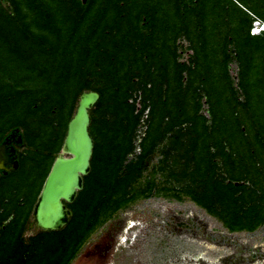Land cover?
Segmentation results:
<instances>
[{
  "label": "trees",
  "instance_id": "1",
  "mask_svg": "<svg viewBox=\"0 0 264 264\" xmlns=\"http://www.w3.org/2000/svg\"><path fill=\"white\" fill-rule=\"evenodd\" d=\"M242 12L230 14L221 0H0V124L6 125L0 143L21 128L30 146L19 156V169L0 176V235L10 225L19 228L7 236L11 240L17 235L18 244L4 264L42 255L62 256L61 264H70L98 225L138 197H152L154 190L159 194L154 177L160 172H168L175 190L231 231H252L264 224V31L251 36L254 13ZM225 14L228 23H237L227 35L222 29ZM221 35L223 70L231 44L242 67L239 86L247 97L246 118L231 98L226 71L223 101L213 102L209 92L212 80L221 81ZM183 36L197 48L188 66L178 62L177 39ZM195 64L205 71L204 83L212 86L206 90L212 115L216 118L217 108L222 114L211 130L193 107L192 78L184 82ZM90 91L100 95L89 128L95 147L84 189L69 205L73 216L62 230L41 233L26 245L22 220L32 214L77 101ZM16 112L23 119L9 124ZM146 123L141 152L126 163ZM97 125L119 141L105 153L107 133L93 134ZM205 144L209 161L197 162ZM159 152L163 159L151 179L141 183L146 163ZM29 163L45 166L28 177L23 173ZM48 237L56 238L53 242Z\"/></svg>",
  "mask_w": 264,
  "mask_h": 264
},
{
  "label": "rangeland",
  "instance_id": "2",
  "mask_svg": "<svg viewBox=\"0 0 264 264\" xmlns=\"http://www.w3.org/2000/svg\"><path fill=\"white\" fill-rule=\"evenodd\" d=\"M85 2L86 0H83V3ZM221 3L223 4V9L227 8L230 14L234 13L241 16L243 14L242 10L248 13H254V15L250 14L252 23L249 33L251 36L255 35L253 33L258 31V27L264 25V0H221ZM260 13V16L256 15ZM228 19L229 17L225 14V17L223 16L222 27L224 35H227L230 28L235 27L237 24L236 21L231 24L228 23ZM225 21L227 23L226 25ZM220 22L221 19L219 20V23ZM221 37L222 38L219 39L220 47L218 50L220 54L218 73L221 75V81L216 82L212 80L214 88L210 89L209 92L213 95V102L223 101V87H221V85H223V72L226 71V76L229 79L227 82L231 88V98L234 104L238 105V112L242 113L241 111H243L245 117V112L248 111L244 107L245 104L247 105V97L239 86L242 67L234 50L236 48L231 44L227 49L228 54H230V60L227 61L226 67L223 70V36L221 35ZM177 45L178 62L181 65L189 64L191 58L195 57L194 55L197 49L195 48V43L193 44L183 36L177 39ZM200 61H202L203 64L205 62L204 60ZM191 70L195 72L191 74L186 73L187 75L185 74L186 78L184 82L186 83L188 79L192 78V83L189 85V92L195 97L193 107L195 110H198L197 115L203 116L206 119V123L211 130L213 127V120L219 119L218 117H222V114L219 108H217L214 109V111L218 113L216 118L212 115L213 109L211 107L214 105L210 103L206 91L212 86H209L206 82L204 83L202 75L205 74V71L201 70V65L199 67L195 64L191 67ZM198 88L199 91L195 92ZM78 104L79 100L75 106L73 116L77 111ZM140 107L141 106L138 105V110ZM94 109L95 106L90 112ZM15 115L16 116L10 117L13 121L10 120L9 124L18 119H23V117L19 116L18 112H16ZM221 120H223V118ZM158 121L159 116H156L154 124ZM4 126L6 125L1 123L0 130H2L1 128ZM147 127V123L145 126H142L143 129L140 133V139L144 137V131L147 130ZM256 127L257 126L254 125V134H256L257 131ZM246 129L247 126H244L243 130ZM19 130L21 133H24L23 129L20 128ZM93 132L99 136L103 135V133L106 135L107 133L108 139L105 144L108 145L105 148L103 147L104 153L107 147L112 149L114 145L119 142L116 136H111V138H109L108 131L100 125H97V127L92 130V133ZM58 133L59 131L57 130L50 144L55 145L57 143L56 139L58 138L55 137V135ZM152 137L156 139V134L152 135ZM49 139L50 138L46 137L45 141L48 142ZM140 142V140H136L135 144L137 149L134 154L129 155L126 163L130 162L132 159L136 160L141 152L139 146ZM29 147L30 146L27 145L25 149H30ZM206 148L207 144L204 145V151L202 150L203 153H197V162L201 160H205L206 162L209 161V155L204 157V155L209 152ZM30 155L32 156V152ZM66 157H69V155H66ZM54 158L56 160V155ZM162 159L163 155L160 152L154 154L149 159V162L146 163L147 169L141 183H145L147 179H151L150 175L154 173L155 167H157L159 160ZM28 166V169H26L23 174L32 177L37 175L40 171H43L45 164L35 166V164L29 163ZM167 174L168 172L155 173L154 179L159 186V194H156L154 190L152 197H138L129 207L119 209L110 220L98 225L93 232L87 236L85 242L77 248L75 257H73L70 264H264V224L252 231H231L224 222L212 216L207 210L192 201L189 195L175 190L176 185L173 183L175 180L172 177H166ZM239 184L241 183H237V185ZM142 187H144V184L141 185V189ZM69 205L70 204H67L68 207ZM1 211H3V207H0V212ZM10 220L12 221V217L8 219V222ZM22 223H24L22 228V239L26 245L31 242L33 237L44 232H50L41 230L35 226L33 211L29 218L22 220ZM14 226L16 227V224H14ZM15 227H13V225L8 226L4 234L1 233L0 235L1 264L6 263L3 259L8 260L7 256L11 254L16 244H18L17 235L13 236L14 238L11 240L7 238L8 235H12L16 231L19 233L17 230L19 228ZM48 238L50 239L51 237ZM55 238L50 240L54 242ZM12 240L14 241L12 242ZM5 242H8L9 246ZM35 258H26L24 261L20 258L12 260L13 263L17 264H46L54 260L56 263L61 264L65 261L62 260V256L51 258L50 256L42 255L41 257L37 256Z\"/></svg>",
  "mask_w": 264,
  "mask_h": 264
},
{
  "label": "water",
  "instance_id": "3",
  "mask_svg": "<svg viewBox=\"0 0 264 264\" xmlns=\"http://www.w3.org/2000/svg\"><path fill=\"white\" fill-rule=\"evenodd\" d=\"M90 97L94 98L91 102ZM99 98L97 92L83 93L77 111L68 124L62 150L56 156L33 209L34 224L41 230L59 231L73 216L67 204L75 202L79 192L84 189V178L91 172L95 143L89 130L92 123L90 110ZM65 150L69 157H61Z\"/></svg>",
  "mask_w": 264,
  "mask_h": 264
},
{
  "label": "flooded vegetation",
  "instance_id": "4",
  "mask_svg": "<svg viewBox=\"0 0 264 264\" xmlns=\"http://www.w3.org/2000/svg\"><path fill=\"white\" fill-rule=\"evenodd\" d=\"M26 146L23 133L19 129L16 128L6 134L4 140L0 143V150L3 148V156L0 159V176H8L19 169V156ZM58 154L55 155L57 156ZM16 164L18 166L17 169Z\"/></svg>",
  "mask_w": 264,
  "mask_h": 264
},
{
  "label": "bare ground",
  "instance_id": "5",
  "mask_svg": "<svg viewBox=\"0 0 264 264\" xmlns=\"http://www.w3.org/2000/svg\"><path fill=\"white\" fill-rule=\"evenodd\" d=\"M255 33H258V31H255ZM89 99V102H91L92 100H94V98H88ZM2 150H3V148L0 150L1 151V154H0V159L2 158ZM64 153H65V155H64ZM64 153H62V154H60L61 155V157H66V154H67V151L65 150V152ZM63 155V156H62ZM36 226V225H35ZM40 228V227H39ZM39 230V229H38Z\"/></svg>",
  "mask_w": 264,
  "mask_h": 264
},
{
  "label": "built area",
  "instance_id": "6",
  "mask_svg": "<svg viewBox=\"0 0 264 264\" xmlns=\"http://www.w3.org/2000/svg\"><path fill=\"white\" fill-rule=\"evenodd\" d=\"M257 30H258V33H253V34H259L261 32L259 27L257 28ZM253 32H254V30H253ZM139 140L141 141L140 138H139Z\"/></svg>",
  "mask_w": 264,
  "mask_h": 264
},
{
  "label": "clouds",
  "instance_id": "7",
  "mask_svg": "<svg viewBox=\"0 0 264 264\" xmlns=\"http://www.w3.org/2000/svg\"><path fill=\"white\" fill-rule=\"evenodd\" d=\"M261 31H264V25L259 27Z\"/></svg>",
  "mask_w": 264,
  "mask_h": 264
}]
</instances>
